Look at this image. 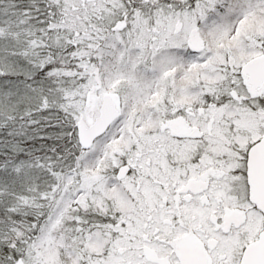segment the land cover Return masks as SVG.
<instances>
[{"label": "snow or ice", "instance_id": "6c2138e0", "mask_svg": "<svg viewBox=\"0 0 264 264\" xmlns=\"http://www.w3.org/2000/svg\"><path fill=\"white\" fill-rule=\"evenodd\" d=\"M0 264H264V0H0Z\"/></svg>", "mask_w": 264, "mask_h": 264}]
</instances>
